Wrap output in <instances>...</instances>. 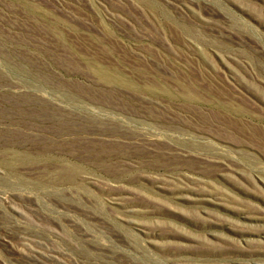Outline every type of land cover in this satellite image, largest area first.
<instances>
[{
  "label": "rangeland",
  "instance_id": "rangeland-1",
  "mask_svg": "<svg viewBox=\"0 0 264 264\" xmlns=\"http://www.w3.org/2000/svg\"><path fill=\"white\" fill-rule=\"evenodd\" d=\"M0 264H264V0H0Z\"/></svg>",
  "mask_w": 264,
  "mask_h": 264
}]
</instances>
